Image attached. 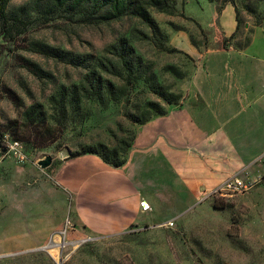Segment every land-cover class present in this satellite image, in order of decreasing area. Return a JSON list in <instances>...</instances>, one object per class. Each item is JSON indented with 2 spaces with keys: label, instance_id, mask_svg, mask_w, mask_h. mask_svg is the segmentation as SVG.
<instances>
[{
  "label": "rangeland",
  "instance_id": "374dc122",
  "mask_svg": "<svg viewBox=\"0 0 264 264\" xmlns=\"http://www.w3.org/2000/svg\"><path fill=\"white\" fill-rule=\"evenodd\" d=\"M169 1L172 11L149 9L156 30L132 14L86 23L82 13L46 1L10 2V14L26 8L22 16L27 22L26 33L0 50V135L24 143L28 156L25 164L13 161L15 168L38 167L48 177L63 156L87 147L106 155L104 148H124L120 141L129 140L127 130L137 134L140 126L128 114L145 117L152 106L168 113L171 106L197 102L191 79L199 55L187 46L203 54L216 43L188 17V11L200 10L199 0ZM230 1L240 29L227 47H242L249 38L245 23L264 21V0L212 3L221 7ZM31 44L87 61L74 65L32 52ZM90 74L108 79L114 94L82 98L80 87H88ZM160 94L173 97L174 103ZM48 157L52 162L43 168L40 162ZM20 186L22 191L27 183ZM30 205L21 213L29 223L45 220L49 238L40 246L24 245L0 255V264H264V182L247 193L203 194L176 218L138 223L114 236L90 235L58 205L37 204L34 210ZM167 222H174L173 227L164 226Z\"/></svg>",
  "mask_w": 264,
  "mask_h": 264
},
{
  "label": "crops",
  "instance_id": "0c3cea01",
  "mask_svg": "<svg viewBox=\"0 0 264 264\" xmlns=\"http://www.w3.org/2000/svg\"><path fill=\"white\" fill-rule=\"evenodd\" d=\"M196 4L200 10L188 11V17L216 43L203 54L187 46L199 55L191 79L197 102L171 106L166 115L140 125L128 161L119 168L95 154L63 156L44 177L38 167L15 168L13 160H5L0 165V255L49 238L45 220L29 223L21 213L29 204L32 210L37 204L58 205L90 235L114 236L138 223L176 218L232 175L263 172L258 158L264 153V21L245 23L247 46L225 48L224 39L238 33L235 7L206 0Z\"/></svg>",
  "mask_w": 264,
  "mask_h": 264
},
{
  "label": "trees",
  "instance_id": "16d2710c",
  "mask_svg": "<svg viewBox=\"0 0 264 264\" xmlns=\"http://www.w3.org/2000/svg\"><path fill=\"white\" fill-rule=\"evenodd\" d=\"M12 0H0V50L5 51L8 49V45H13L18 37L25 34L27 31V22L23 19L22 14L26 11L25 7L19 9V13L10 14L8 11L9 4ZM46 1L48 4H51L56 9H65L70 13L79 14L82 13L86 23H93L96 21H112L119 19L126 15H135L146 23L153 30L157 29V24L153 17L151 16L149 9L156 8L160 11H172L174 5L169 0H40ZM209 2H214V0H208ZM233 6V2L230 1ZM235 7V6H234ZM236 10V8H235ZM237 20L239 23V15L236 10ZM262 23V22H261ZM258 23L256 25H260ZM199 26V25H198ZM238 26V32H239ZM200 27V26H199ZM202 30V28L200 27ZM203 31V30H202ZM238 33L233 34L229 38H225L223 41V47L227 48V43L229 41L235 40ZM250 42V36L246 44L242 47H245ZM240 47V48H242ZM30 51L35 53L44 54L47 56L60 57L63 61H68L74 65H84L87 61V57L77 56L69 59L66 55L60 56V54L48 47L41 46L39 44H31ZM171 51H176L172 49ZM69 59V60H68ZM127 67V71L131 72V69L128 67V63L124 62ZM104 67V66H103ZM103 69H106L105 67ZM130 74V73H129ZM131 81V78L128 79ZM86 83L88 87L81 86V96L82 98H95L101 99L103 93H108L109 95L114 94V86L108 79H103L101 76H96L95 74H90L87 78ZM167 103L173 104V97H165ZM153 113L158 115H166V111L158 106L150 107L149 113L145 117H137L133 114H128V119L139 125H144L152 120ZM129 135V140H121L120 144L124 148L114 147L111 151L108 148H104L106 151H109V154L106 155L102 150H96L91 147L85 148L83 151L77 154H73L70 158H75L85 154H95L100 156L104 162L111 165L112 167L119 168L124 166L128 161V155L130 149L133 147L136 134L134 132L127 130ZM17 140V139H16ZM24 144V143H23ZM121 154V156H120Z\"/></svg>",
  "mask_w": 264,
  "mask_h": 264
},
{
  "label": "built area",
  "instance_id": "2783aa9c",
  "mask_svg": "<svg viewBox=\"0 0 264 264\" xmlns=\"http://www.w3.org/2000/svg\"><path fill=\"white\" fill-rule=\"evenodd\" d=\"M7 159H11L18 164H25L28 162L24 144L9 135L3 134L0 135V165ZM258 162L264 168V153L258 158ZM262 182H264V169L261 174L255 177L240 172L230 176L221 186L215 188L210 193H212V195L247 193ZM173 225L174 222H167L164 224L166 227H173Z\"/></svg>",
  "mask_w": 264,
  "mask_h": 264
},
{
  "label": "water",
  "instance_id": "95a60500",
  "mask_svg": "<svg viewBox=\"0 0 264 264\" xmlns=\"http://www.w3.org/2000/svg\"><path fill=\"white\" fill-rule=\"evenodd\" d=\"M51 162H52L51 158L48 157L47 159L42 160V161L40 162V165H41L43 168H47L48 166H50ZM142 206H143L145 209H148V208H149L148 204L145 203V202H143Z\"/></svg>",
  "mask_w": 264,
  "mask_h": 264
}]
</instances>
